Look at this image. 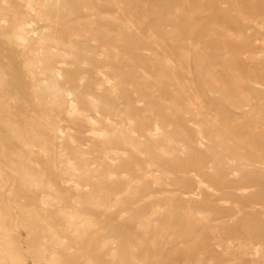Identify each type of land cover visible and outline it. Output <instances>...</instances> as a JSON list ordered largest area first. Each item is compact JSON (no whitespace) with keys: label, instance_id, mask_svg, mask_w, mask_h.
<instances>
[{"label":"rangeland","instance_id":"rangeland-1","mask_svg":"<svg viewBox=\"0 0 264 264\" xmlns=\"http://www.w3.org/2000/svg\"><path fill=\"white\" fill-rule=\"evenodd\" d=\"M33 1L0 0V264H264V0Z\"/></svg>","mask_w":264,"mask_h":264},{"label":"bare ground","instance_id":"bare-ground-1","mask_svg":"<svg viewBox=\"0 0 264 264\" xmlns=\"http://www.w3.org/2000/svg\"><path fill=\"white\" fill-rule=\"evenodd\" d=\"M35 1V0H34ZM33 1V2H34ZM38 1V0H37ZM32 2V3H33ZM36 2V1H35ZM43 2V1H42ZM37 3V2H36ZM36 3H34L36 6L34 7V8H36L37 7V5L38 4H36ZM39 3V2H38ZM33 4V5H34ZM43 4V3H42ZM60 4L61 3H59V0H45V2H44V4L43 5H40L39 6V10H40V12L42 13L43 11V9H47L48 7H50V6H53V7H55V8H57V9H59V6H60ZM61 7V6H60ZM63 8V7H62ZM56 9V10H57ZM36 10V9H35ZM56 10L54 11L53 10V12H56ZM62 10V9H61ZM86 10L87 11H89V12H91V11H93V7H91V6H87L86 7ZM60 11V10H59ZM57 13H58V10H57ZM61 13V12H60ZM117 16V15H116ZM118 17V16H117ZM42 21V20H41ZM43 22H44V26H43V31H40V30H38V29H34V28H32L31 27V25H30V27H26V30H25V32H26V34H30V33H33L34 35H37V37H38V39H40L41 41H43V42H47V41H52V42H55L56 43V37H55V34L53 33V30H55V29H52L53 27L51 26V23H50V18L48 19L47 17H46V15L44 16V19H43ZM252 22V21H251ZM215 23V22H214ZM55 32V31H54ZM56 36H58L57 34H56ZM59 38V37H58ZM60 42H61V40H60ZM58 44H59V42H58ZM43 75H44V79L42 80V81H40V83H39V86H40V89H41V92H42V95H48V94H54L55 93V87L53 86L52 88H50V85L49 84H51V81L53 80V78L56 76V74H54V72L53 71H51V70H49V69H45L44 71H43ZM53 84V83H52ZM215 89L217 90V92L219 93V94H221V95H223V96H225L227 99H229L230 101L232 100V95L230 94V92H229V90H228V88H227V86H226V83L223 81V80H216L215 81ZM179 90V89H178ZM174 98V97H173ZM160 100H162V99H160ZM160 102H162L163 104H160L161 106L162 105H164L165 106V108L167 109V110H170L171 108H170V106L171 105H169V104H166L165 103V101L164 100H162V101H160ZM159 104V103H158ZM166 110V111H167ZM195 110H197V109H195ZM193 111H194V109H193ZM199 113V112H198ZM170 114V113H169ZM199 114H197V116H198ZM172 116H173V114H172ZM172 116H170V117H172ZM173 118V117H172ZM195 117L193 116V119H194ZM197 118V117H196ZM192 119V120H193ZM159 121H160V119H159ZM172 121V120H171ZM196 121V120H195ZM197 121L198 122H196V123H199V124H201V121H200V119H199V117H198V119H197ZM195 123V122H194ZM193 123V124H194ZM203 123V122H202ZM198 124V125H199ZM198 125H196V126H198ZM158 127H160V126H158ZM174 127V126H173ZM203 126H201V128H202ZM178 129H179V127H177ZM160 130H161V128H159ZM170 129V128H169ZM174 129V128H173ZM172 129V130H173ZM205 129V128H204ZM201 130V129H200ZM174 131H176V128H175V130ZM203 131V130H202ZM181 132H182V130H181ZM171 133H173V131H171L170 132V134ZM180 133V132H179ZM204 132H202V134H203ZM201 134V135H202ZM174 135H176V134H174ZM173 135V136H174ZM172 136V137H173ZM69 163V162H68ZM71 164V163H70ZM70 168V167H69ZM68 168V169H69ZM75 177V176H74ZM40 184V180H39V178L36 176V175H34L33 173L32 174H28V173H23V175H22V178H21V185L23 186V187H29V186H32V187H37V184ZM52 200V199H51ZM57 202V201H56ZM49 204H51L50 202H48ZM48 205V204H47ZM44 207V206H43ZM30 218V217H29ZM259 253V252H258ZM12 254V253H11ZM257 254V253H256ZM10 255V254H9ZM258 255V254H257ZM258 259V258H257ZM254 260V259H253ZM258 263H259V261H258Z\"/></svg>","mask_w":264,"mask_h":264}]
</instances>
